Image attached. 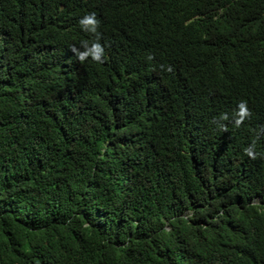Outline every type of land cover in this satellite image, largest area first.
<instances>
[{"label":"trees","instance_id":"obj_1","mask_svg":"<svg viewBox=\"0 0 264 264\" xmlns=\"http://www.w3.org/2000/svg\"><path fill=\"white\" fill-rule=\"evenodd\" d=\"M0 264H264V0H0Z\"/></svg>","mask_w":264,"mask_h":264},{"label":"clouds","instance_id":"obj_2","mask_svg":"<svg viewBox=\"0 0 264 264\" xmlns=\"http://www.w3.org/2000/svg\"><path fill=\"white\" fill-rule=\"evenodd\" d=\"M81 24H87V25H93L92 31H95V25L97 24V21L95 20L93 15L86 16L83 20L80 22ZM99 48V46H96ZM44 106L47 111L54 112L53 117H58L62 121H65L67 118V111L63 104L59 103V101L56 100V97L53 98L51 92L46 96V98L43 99ZM63 110V112H62Z\"/></svg>","mask_w":264,"mask_h":264},{"label":"rangeland","instance_id":"obj_3","mask_svg":"<svg viewBox=\"0 0 264 264\" xmlns=\"http://www.w3.org/2000/svg\"><path fill=\"white\" fill-rule=\"evenodd\" d=\"M258 200V199H257Z\"/></svg>","mask_w":264,"mask_h":264}]
</instances>
